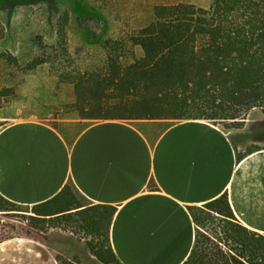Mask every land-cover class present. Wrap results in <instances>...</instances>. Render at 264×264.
I'll list each match as a JSON object with an SVG mask.
<instances>
[{
	"label": "crops",
	"instance_id": "0c3cea01",
	"mask_svg": "<svg viewBox=\"0 0 264 264\" xmlns=\"http://www.w3.org/2000/svg\"><path fill=\"white\" fill-rule=\"evenodd\" d=\"M23 117L0 130V195L37 227L1 241L0 264H101L107 244L120 264H184L209 214L264 236L259 109L240 129L187 120L156 140L126 120L83 127L71 110Z\"/></svg>",
	"mask_w": 264,
	"mask_h": 264
},
{
	"label": "trees",
	"instance_id": "16d2710c",
	"mask_svg": "<svg viewBox=\"0 0 264 264\" xmlns=\"http://www.w3.org/2000/svg\"><path fill=\"white\" fill-rule=\"evenodd\" d=\"M132 41L136 48L112 43L109 64L73 84L83 127L126 120L156 140L182 121L240 129L251 111L264 112V0H213L205 8L156 5L151 23ZM6 92L0 91V109ZM49 205L34 214L50 215L40 214ZM18 208L0 195V212ZM208 216L184 264H264V236L233 223L229 214ZM208 223L212 228L206 230ZM106 246L105 253H96L99 262L120 264Z\"/></svg>",
	"mask_w": 264,
	"mask_h": 264
},
{
	"label": "rangeland",
	"instance_id": "374dc122",
	"mask_svg": "<svg viewBox=\"0 0 264 264\" xmlns=\"http://www.w3.org/2000/svg\"><path fill=\"white\" fill-rule=\"evenodd\" d=\"M212 1H1L0 91L7 89L8 97L0 109V130L23 116L52 123L61 110L76 112L73 84L109 64L112 43L136 48L132 39L151 23L154 6L190 3L205 8ZM27 211L0 212V240L35 236L32 228L37 226ZM205 228H212L211 223Z\"/></svg>",
	"mask_w": 264,
	"mask_h": 264
}]
</instances>
